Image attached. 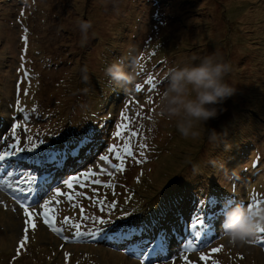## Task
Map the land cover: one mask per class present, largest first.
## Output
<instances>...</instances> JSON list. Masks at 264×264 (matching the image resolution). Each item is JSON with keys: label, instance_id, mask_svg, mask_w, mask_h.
I'll use <instances>...</instances> for the list:
<instances>
[{"label": "rangeland", "instance_id": "rangeland-1", "mask_svg": "<svg viewBox=\"0 0 264 264\" xmlns=\"http://www.w3.org/2000/svg\"><path fill=\"white\" fill-rule=\"evenodd\" d=\"M165 1H172L174 6L168 7ZM163 3L167 7L163 8ZM181 4L183 11L178 9ZM158 13H170L171 19L166 15L168 21L161 17L155 22ZM135 16L138 18L133 19ZM122 17L130 21L124 29L131 32L144 23L138 39L134 36L125 40L121 54L106 64L100 59L102 44L106 43L101 39L95 43L96 49L84 56L82 49L95 40L76 39L80 34L78 23L91 22L88 38L93 34L114 38L115 29L111 26L116 21L122 23ZM118 32L122 35L121 28ZM115 40L119 44L121 38ZM214 52L230 62L231 72L225 79L236 87V93L222 105L221 114L205 125L220 134L219 141L215 145L209 143L203 132L200 138L179 139L176 119L157 116L159 94L167 83L165 73L173 66L198 63ZM120 57L126 65L133 59L140 63L144 60L138 75L142 90L136 96L126 95L123 89L118 94L111 93L112 83L105 68ZM35 74L38 81L31 86ZM149 85L154 86L151 91ZM22 87L26 99H21ZM97 91L100 94L96 99ZM144 95L148 96L147 101L140 97ZM0 99V117L8 122L2 132V143L7 148L17 138L20 147L27 144L22 138L25 123L31 126L29 136L38 134L46 139L34 152L25 154L47 155L51 149L67 153L58 162L50 158L53 162L49 170H66L74 159L82 161L92 143L93 147L101 144L105 151L108 145L118 146L115 143L119 130L123 138L128 137L124 126L135 133L130 139L132 151L138 149V154L134 152L123 160L122 171L117 170L121 161L116 164L109 152L102 156H108L110 162L97 161L84 171L92 169L99 174L96 178L100 183L96 185L104 184V180L112 184L115 179L114 183L123 186L119 192L115 186L109 195V186L96 188L89 185H95L91 181L86 187L76 184L71 190L64 183L60 185L86 165L79 171H66L61 176L59 173V180L50 182V187L60 188L61 192L67 188V192L75 194L83 189L104 197L101 194L105 191L110 203L119 205L100 210L80 197L69 201L62 195L59 203L61 196L54 194L51 198L55 201L50 202L51 208H56L53 223L62 229L60 232L45 224L43 216L39 222L30 210L32 215L26 217L24 211H11L12 204L6 201L0 205V264H140L121 251L93 244H68L63 237L75 238L72 225L80 224L85 230L87 222H95L92 217L105 216L127 224L132 219L138 222L142 215H150V220L155 214L158 216L147 230L152 235L156 227L165 232L182 220L207 233L205 242L198 241L197 247L183 256H173L165 264H186L183 257H187V264H264V231L258 232L252 243L238 247L228 243L221 228L225 201L264 204V0H0ZM137 99H141L139 103ZM7 101L14 104L8 106ZM137 103L142 113H133ZM23 106L26 111L21 110ZM145 107L152 112L148 113ZM12 124H20L15 133ZM135 135L139 136L137 141ZM153 142L156 149H151ZM140 169L145 173L142 187L136 185V171ZM2 183L5 184L3 180ZM29 192L27 189L21 193ZM131 193L136 194L135 198ZM180 193L185 195L184 200L188 194L194 204L183 208L177 197ZM137 197L143 206L156 202L155 207L142 213L143 207L134 208L133 199ZM121 200L129 207L120 205ZM84 206L87 211L80 214ZM84 215L89 219L83 220ZM134 230L140 235L138 224ZM202 255L207 259H201Z\"/></svg>", "mask_w": 264, "mask_h": 264}, {"label": "clouds", "instance_id": "clouds-1", "mask_svg": "<svg viewBox=\"0 0 264 264\" xmlns=\"http://www.w3.org/2000/svg\"><path fill=\"white\" fill-rule=\"evenodd\" d=\"M92 24L81 20L79 31L84 42ZM139 60L126 65L123 57L114 60L105 68V75L126 95L139 91ZM231 64L214 52L202 57L198 63L173 66L166 73V86L160 91L157 116L176 119V128L184 138H200L203 135L211 144L219 141L215 129L206 128V123L217 118L224 110L222 105L236 93V87L226 81ZM222 234L232 246L243 247L252 243L257 233L264 231V204L253 205L227 200L221 207Z\"/></svg>", "mask_w": 264, "mask_h": 264}, {"label": "trees", "instance_id": "trees-1", "mask_svg": "<svg viewBox=\"0 0 264 264\" xmlns=\"http://www.w3.org/2000/svg\"><path fill=\"white\" fill-rule=\"evenodd\" d=\"M133 2H137L138 0H132ZM146 1H148V0H146ZM166 2V4L168 5V7H171V6H174V3L172 2V1H165ZM146 4H147V2H146ZM166 4H164L163 3V5H164V7L163 8H165V7H167V5ZM178 7V6H177ZM178 9H181L182 11H183V9H184V6L181 4L179 7H178ZM185 10V9H184ZM122 12H123V10H121ZM126 11V10H125ZM130 12V10H128L127 11V13H126V15H124V16H127V14ZM164 15V13L162 14V13H158V14H156L155 15V17H154V21H155V19L156 18H161V17H163L166 21H168L167 20V16L166 15H169L170 17V19H171V15H170V13H167L165 16H163ZM134 18H138V17H133V19ZM122 23H120V22H118V21H116V23H115V25H114V27H112L111 26V28L112 29H115V36H114V38H103V37H100L101 36V34H93V35H91V37L90 38H88V40H95L94 41V43H92L91 45H87L85 48H81L82 49V51L84 52V56H86V57H88L89 56V54L92 52V50L95 48L96 49V45L97 44H95V43H97L98 41V39H101V42L103 43V42H106V43H103L102 44V46H103V51L101 52V54H100V59L102 60V63L103 64H106V63H109L112 59H113V57H115L116 55H120L121 54V52L123 51V48L121 49L120 47H121V45L124 43V41L125 40H127V39H131V38H133L134 36H135V38H137L138 39V34L140 35L141 34V29H140V27H142V25L144 24L143 22H141L138 26H136V25H134V26H136V28H135V32H131V31H129V29H124V27L126 26V25H128L127 24V22H129L130 23V21H127L124 17H122ZM156 22V21H155ZM118 28H121V33H122V35H120V33L118 32ZM140 32V33H139ZM117 37H120L121 38V41H120V43L119 44H116L115 43V39L117 38ZM76 39H78V40H80V41H82V35H81V33L79 34V36L76 38ZM72 44V43H71ZM87 44V43H86ZM117 45L118 47L117 48H115L113 45ZM64 46H66L67 47V44L66 45H64ZM123 46V45H122ZM63 50H65V49H63ZM142 61H144V60H142ZM141 61V63H140V65L142 66L141 68H140V70H139V72H141V70L144 68V65H143V62ZM126 63V62H125ZM103 67L104 66H102V69H103ZM101 69V70H102ZM36 75V74H35ZM101 75H104L103 73H101ZM99 78V77H98ZM165 78V77H164ZM37 81H38V78H37V75L35 76V78L33 79V81H31V86L32 85H34L35 83H37ZM101 82V84H103V81L101 80L100 81ZM100 82H98V84L96 83V85H94V87H96V86H98L99 85V83ZM105 84V83H104ZM112 87V90H111V93L112 94H117V93H120L121 92V88H119V87H117V86H115L114 84H112L111 85ZM24 87H22L21 88V93L23 94V98H21V99H26L27 98V93L25 92V90L23 89ZM150 88L152 89V88H154V86L153 85H149L148 86V89H149V91H151L150 90ZM100 93L97 91V93H96V95H95V98L97 99V96L99 95ZM142 99H144V101H147L148 99H145V98H148V96L147 95H144V96H140ZM140 101L141 99H137V101ZM139 101H138V103H139ZM1 102H2V99H0V104H1ZM6 103H8L7 105L9 106V104H14L13 102H11V101H7ZM137 103V104H138ZM32 107L34 106V102H32ZM137 106V108L133 111V113H135V112H140V113H142V107H140L139 106V104L138 105H136ZM146 108V107H145ZM148 108H146V110H147ZM21 110L22 111H26L25 110V107L23 106L22 108H21ZM149 112H152V111H150L149 109H148V113ZM8 124V122L6 121V118H4V119H1V117H0V126H5V125H7ZM26 126L28 127V130H27V132L25 133V135L23 136V138L26 140V142L28 143V137H29V134H28V132L30 131V129H31V126L29 125V124H26ZM119 132H120V130H119ZM175 136V135H174ZM37 137V143L39 144V142L41 141V140H45L46 141V139L43 137V136H39L38 134H35V135H33V140H35V138ZM121 137H123L122 135L120 136V137H118L117 139V141H116V143L115 144H118V146H122V144H123V139L121 138ZM135 137L137 138L136 139V141L139 139V136L138 135H135ZM178 137V136H177ZM179 138V137H178ZM184 137H180L179 139H183ZM124 139H129V137H126V138H124ZM130 139H132L133 140V138L132 137H130ZM185 143V142H184ZM92 145H93V143H92ZM91 145V146H92ZM112 145V144H111ZM131 146V145H130ZM152 147H153V149H156L157 148V145L156 144H154V142L153 143H151V149H152ZM184 147H186V146H184ZM133 150V147L131 146V151ZM92 151H93V153H91L90 152V154L88 155V160H86V162H92V166L93 165H95L96 163H97V161H100V160H98V156H99V154L101 153V154H104L105 152H101V151H103V149H102V145L100 144V145H97L96 147H93L92 146ZM97 152H99V153H97ZM135 152V154L137 153L138 154V149H136V150H134V151H132V154ZM112 157L113 158H116V154L115 153H112ZM128 155H124V157H123V160H126V159H128ZM75 158H77V156H75ZM195 159H197V156H195ZM237 159V157L236 158H234V160H236ZM117 158L115 159V163L117 164ZM143 160H146V158H143ZM125 162V161H124ZM145 162H147V160L145 161ZM153 162V161H152ZM82 164L83 163V160L82 161H77V160H75L74 159V162L72 163V165L73 164ZM137 167H135V169H136ZM147 171V170H146ZM228 172V171H227ZM136 173H137V175H138V177L139 178H137L138 179V183H136V185H139L140 187H142V186H145L144 184H143V182H141V181H143L144 179V177H145V173L143 172V170L142 169H140L139 171H136ZM135 173V174H136ZM134 174V175H135ZM136 176H134V178H135ZM115 181V180H114ZM129 182H130V180H128ZM112 182V181H111ZM113 183V182H112ZM106 187H108L109 186V189H107V193H108V191H109V193H111L112 192V190H113V187H115L116 186V184H113V185H110V182H109V185H105ZM111 186H113V187H111ZM55 190V189H54ZM135 190H137V188L135 189ZM134 191V190H133ZM103 193H105V191L103 192ZM133 196H134V198H135V193H131ZM190 194H191V192H190ZM185 196V195H183L182 193H180V195H177V197H178V199H179V203H181V205H183L184 207L183 208H185V207H187V206H185L186 204H189V207L190 206H192L193 204H194V202H193V200L190 202V198H188L189 197V195L187 194V196L185 197L186 198V200H184L183 199V197ZM141 198H142V196H141ZM139 201L140 202V198L139 197H137L136 199H133V201H134V208L135 209H138L139 208V206H141V207H143L144 209H145V211L144 212H147V210H146V208L147 209H151V208H153L154 206H155V204H156V202L155 203H153V202H150V203H147L145 206H143L142 204H143V202H137V201ZM120 202V201H119ZM120 205H123V207H129V205H128V203H125L123 200H121V202H120ZM139 205V206H138ZM182 208V209H183ZM181 210V209H180ZM179 210V211H180ZM86 209H85V206H84V209H83V211L81 212V214L82 213H86ZM183 214H185V213H183ZM202 214V213H201ZM150 216V215H149ZM158 216V215H157ZM156 216V217H157ZM147 219L148 218H145V219H143L142 220V224H143V226H144V228H145V226H146V223H147ZM134 219H132V221H133ZM135 228V226L133 227V229ZM82 233H84V231H82ZM92 233H95V235L97 234V231H89V232H87L86 234H84V235H81L80 237H78V240H79V242H81V239L80 238H83V240L85 241V242H87V243H89V244H92V243H94L95 242V238H94V235L92 234ZM88 236H93V237H88Z\"/></svg>", "mask_w": 264, "mask_h": 264}, {"label": "snow or ice", "instance_id": "snow-or-ice-1", "mask_svg": "<svg viewBox=\"0 0 264 264\" xmlns=\"http://www.w3.org/2000/svg\"><path fill=\"white\" fill-rule=\"evenodd\" d=\"M18 127H19L18 124L13 126V132L14 133H15V129L18 128ZM124 131H125V134L129 137V139H124L123 137H121L123 139L122 146L113 145V146H110L108 148V152L109 153H115L116 154V158L121 161V166L117 168L118 171H122L123 170L122 165H123V157H124V155L125 154L128 155V156L132 155L131 146H130V137H131V135H134L135 133H134V131H132V132L128 131L126 126H124ZM117 136L118 137L121 136V133L119 131L117 132ZM43 143H44V141H40L39 144H38L37 142H35L33 140V138L31 136H29L28 137V144H26L24 147H20L19 146V139L17 138V141H16L15 144L9 145L7 149H5L3 151H0V166H2L3 163L9 159V157H14L18 153L34 152L39 147V145L43 144ZM78 143L79 142H77V144ZM141 147H143V145H141ZM73 151H75V147L73 148ZM66 155H67V153H61L59 150H56V149H51L50 152H49V158H51L53 160H56L57 162H58V158L62 159ZM141 155L143 156V153H141ZM100 160L101 161H105V162H110L108 156H100ZM103 171H104V169L101 168V172H103ZM7 175H12V173L9 172V173H7ZM98 175L99 174L94 172L92 169H88L87 172H81L78 175H75V176L70 177L69 179H66L64 181V184L70 190L73 189L74 185H76V184H79V186L82 187V188L86 187L87 183L89 181H91L94 184H99L100 180L96 178ZM15 182L16 183H21L22 181L21 180H16ZM25 182L28 185H31V184H33L35 182V177H28ZM20 191L23 192L24 189H20ZM55 193H56L57 197L62 196V195H66L69 201L74 199V196H73V194L71 192L70 193H63V192H61L60 188H56L55 189ZM77 195L83 196V193H78ZM98 203L101 204V209L102 210H103L104 207H107L108 209H111L112 207L115 206L114 202L113 203H109L107 205H104L103 201H98ZM49 205H50V201L49 200H44L43 204L40 205V207L43 209V212L41 213V215L43 216L44 223L47 224L49 227L53 228L54 231L60 232V231H62L61 228L54 227V223H53L54 222V216L51 214L53 212V209L50 208ZM21 206L24 208L25 216L26 217H30L32 215L30 213V211H29V208L31 206L30 205H24V204H22ZM73 206L75 207V205H73ZM82 219L83 220H87V219H89V217L87 215H84V216H82ZM92 219L94 221H97L100 224L106 223L105 220L99 219L97 217H92ZM67 221H68V218H65L64 223H67ZM30 223H31V226L33 228H35V223H32L31 221H30ZM196 223H199V221H197ZM72 227L74 229H76V231L74 233L75 237L78 238L81 235H84V233L79 231V229L81 227L80 224H73ZM193 228H195V224L193 225ZM92 234L95 235V233H92ZM193 234L197 238L201 235V233L199 231H194ZM197 246L198 245H196L192 240H189L186 243V245H185V250H191V249H193L194 247H197ZM212 251L216 252V251H219V249H213ZM183 258L185 259L186 264H187V257H183ZM201 259H205L206 260L207 257L202 255ZM213 264H215V262H213Z\"/></svg>", "mask_w": 264, "mask_h": 264}, {"label": "bare ground", "instance_id": "bare-ground-1", "mask_svg": "<svg viewBox=\"0 0 264 264\" xmlns=\"http://www.w3.org/2000/svg\"><path fill=\"white\" fill-rule=\"evenodd\" d=\"M67 170H64V172H66ZM67 179V178H66ZM211 222V221H210Z\"/></svg>", "mask_w": 264, "mask_h": 264}]
</instances>
